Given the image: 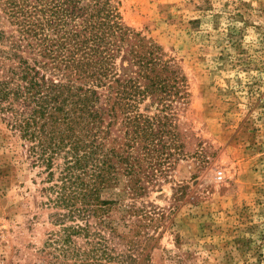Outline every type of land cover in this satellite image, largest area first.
<instances>
[{
    "label": "rangeland",
    "instance_id": "1",
    "mask_svg": "<svg viewBox=\"0 0 264 264\" xmlns=\"http://www.w3.org/2000/svg\"><path fill=\"white\" fill-rule=\"evenodd\" d=\"M24 1L0 0V66L21 39L12 4ZM112 4L185 77L171 110L162 113L151 95L139 104L141 114L168 116L171 126L153 160L144 143L131 142L132 176L121 173L120 185L101 194L116 203L89 219L90 238L70 239L67 227L86 222H57L64 210L48 199L59 171L49 183L0 116V264H78L97 242L123 264H264V0ZM103 120L108 143L123 147L122 115L110 129L112 119Z\"/></svg>",
    "mask_w": 264,
    "mask_h": 264
},
{
    "label": "trees",
    "instance_id": "2",
    "mask_svg": "<svg viewBox=\"0 0 264 264\" xmlns=\"http://www.w3.org/2000/svg\"><path fill=\"white\" fill-rule=\"evenodd\" d=\"M12 7L21 39L4 51L11 63L0 66V116L28 144L31 165L45 167L49 183L59 171L49 204L64 210L57 222L85 221L66 230L70 239L84 233L87 239L89 219L116 203L102 192L120 185L121 173L132 176L131 142L144 143L153 160L155 142L171 126L168 116L141 114L139 104L151 95L162 113L171 110L185 77L162 59L159 46L122 23L112 0H25ZM105 115L113 121L107 129L122 115L123 147L108 143ZM156 123L163 130L154 131ZM96 245L76 256L78 264L128 263L111 257L103 242Z\"/></svg>",
    "mask_w": 264,
    "mask_h": 264
},
{
    "label": "built area",
    "instance_id": "3",
    "mask_svg": "<svg viewBox=\"0 0 264 264\" xmlns=\"http://www.w3.org/2000/svg\"><path fill=\"white\" fill-rule=\"evenodd\" d=\"M219 179H222L221 175H219Z\"/></svg>",
    "mask_w": 264,
    "mask_h": 264
}]
</instances>
